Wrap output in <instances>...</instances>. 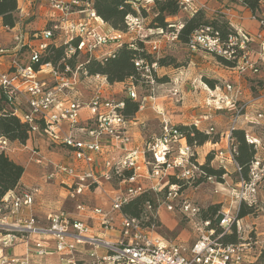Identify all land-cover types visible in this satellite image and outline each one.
<instances>
[{"label": "built area", "instance_id": "1", "mask_svg": "<svg viewBox=\"0 0 264 264\" xmlns=\"http://www.w3.org/2000/svg\"><path fill=\"white\" fill-rule=\"evenodd\" d=\"M129 1L134 7L137 4L144 7L154 4V0ZM195 1L179 0L182 11L199 7ZM235 1L248 7L244 0ZM45 2L50 6V13L44 28L32 29L25 18L35 17L36 14L24 13L22 8H19V19L14 26L2 25L11 34V46L0 44V57L7 56L11 62L7 73L0 71V91L12 113L30 126L32 134L70 153L69 161L55 163L48 172L45 170L44 180L58 182L66 189V197L75 203L78 213L89 214L90 219H97L102 228L114 230L116 235L114 238L103 237L96 233L90 222L62 209L48 213L45 221L35 213L26 215L25 209L34 206L42 188L25 187L11 191L0 203V264L248 262L252 253L251 231L242 224L244 217H238V210L244 204L257 208L258 212L264 211V199L261 198L264 156L259 155L264 150V143L249 131V127L264 118V112L256 109V114L250 113L249 109L253 108L250 105L254 103L242 100V88L231 81L225 83V92L217 95L211 91L213 103L209 101L208 107L214 105L217 110H231L226 129L217 133L219 138L215 142H208L209 146L216 148L211 165L224 169V180H219L204 168L206 159L200 160L198 150L203 145L188 142L186 135L166 118L158 135L147 139L143 146L128 149L127 144L132 141L128 130L136 119L125 113L127 100L124 96L140 101L139 111L144 108L136 86H127L122 97H106L97 91L90 100L84 101L75 91L76 78L83 74L97 79L101 75H90L82 62L77 60L73 66L69 60L73 57L77 59L82 53L93 58L97 49L113 47L101 54L110 55L125 42L126 33L141 32L148 39L145 18L139 14L128 15L125 21L127 30L122 31L105 22L91 2ZM262 9L263 12L252 16L261 27L256 37L237 27L235 32L224 38L214 34L207 26L193 34L188 46L192 51H204L227 61H235L232 68L240 74L261 73L264 71V0L261 1ZM148 31L151 33V28ZM178 31L172 32L168 39H176ZM255 41L259 43L258 50L253 47ZM61 44H66V51L59 64L41 62L51 45ZM136 66L148 83L156 85L153 72L158 66L157 61L138 59ZM44 68L52 73L51 78H38L39 71ZM169 93L177 101L181 99L178 87H173ZM239 100L242 105H238ZM82 109L88 110L84 121ZM199 121L195 117L193 123L200 127ZM61 123H66L67 128ZM241 126L246 131L248 143L258 151L250 163L247 176L237 159L238 144L234 130ZM215 130L212 124L206 128L210 134H214ZM10 144L11 140L0 135V152H9ZM98 159L99 170L95 166ZM34 160L38 165L44 164V159L40 157ZM230 179L232 182H229ZM104 181L119 183L118 190L109 196V210L81 200L93 192L97 193L98 189L103 190L101 183ZM205 182L213 183L215 192H219L218 185L230 187V209L222 207L213 217H202V208L188 194V190ZM145 193L148 195L145 212L139 217L125 214L124 206ZM163 207L194 222L196 237L193 242H170L155 236L154 226L149 221L158 219ZM234 231L240 241H226L225 238ZM33 234L38 238L33 239ZM20 245L24 246V254L11 252ZM99 249H106L107 253L100 255ZM84 251L88 259L79 257Z\"/></svg>", "mask_w": 264, "mask_h": 264}, {"label": "rangeland", "instance_id": "2", "mask_svg": "<svg viewBox=\"0 0 264 264\" xmlns=\"http://www.w3.org/2000/svg\"><path fill=\"white\" fill-rule=\"evenodd\" d=\"M26 1H30V0H22V3ZM209 1L212 0L195 1V4L199 5V8L205 11L206 17L209 21L218 20L221 23H225L229 21L230 24L233 27H235V30L237 27L241 28L236 22L238 20H235L236 16L234 17L233 15L228 16L224 12L225 8L228 7V5L224 4V0H217V2L213 1L208 4ZM218 2L220 4H218ZM136 6L139 7L136 8ZM136 6L135 9L137 10L140 16L143 13V12L141 13V7L143 6H141L140 4H137ZM145 8H146V14L143 13L144 16L143 15L141 16L145 18L144 20V24L146 27L145 32L148 34L147 37L148 39H145L143 33L141 34V32L139 33L137 32L132 34L126 33L125 41L127 42L136 41V40L143 41L147 50L153 54V57H163L165 55H168L167 59L169 62H173L172 64L173 66L162 67L158 64L156 70H154L153 72L156 85H152L148 83L144 77H142L140 81L136 82L135 85L137 89L136 91L142 97L141 102L143 101L144 108L136 113L139 116V120H136V122L140 121V123L133 124L135 122L133 121L132 125L128 130L132 138V141L127 144L128 149H132L136 145L143 146L149 137L158 135L161 131L162 122L165 118L169 119L168 121L170 122L176 121L175 116L177 114L185 113L184 116L187 117L186 118L183 117L184 118L183 120H186L187 118H188L187 120H189L191 116H194V114L199 111L201 114L200 116L197 117L198 119L201 120L199 121V125H202L203 121L212 120L211 124L216 127L215 133L212 134V137L219 138V136L217 135V133H219V129L217 127L219 124H222L225 120L228 119L231 110L230 111L217 110L214 108V105L212 107H208L207 103L211 101L210 95L212 94V92L217 95L221 94L222 92H225L224 87L226 82L231 81L233 83H236L237 86H240L242 88L243 91V94L241 95L242 100H246V101L252 100V103L254 104L253 106L250 105V107H253L249 109L250 113L256 114L257 113L256 109H259L258 112L260 111L264 112V108H262V106L259 107V104L261 103L260 100L264 101V97H263L264 71L256 74L248 73L249 75L240 74L236 70H234L232 66L227 65V63L221 57L206 53L204 51H192L188 45L186 46L182 43L177 42L179 31L176 39L174 40H172L171 38L168 39V37H171V34H173L172 32L176 31L177 29L178 30L181 29V28L179 29L178 26L182 27V24L184 20L188 17V14L189 15L192 14L191 10L187 12L182 11V13L178 17H169L168 21L173 22L175 25H173L174 30H168V29L158 28L153 24L155 13L157 11V10L154 11L153 9L154 8L153 3H149ZM257 12L261 13L263 12V9ZM258 13L252 12L251 15L253 16L254 14H258ZM47 19L48 18H46L45 20L47 21ZM45 20L41 22L40 19H37L36 17L25 18V22L28 21L27 24L39 28H44L47 25V22ZM254 20L257 21L256 19ZM149 28H151V33L148 31ZM7 40L8 39H6L5 41L3 40V42L5 43V45L4 44L3 45L11 46V43L10 45H6L9 43V41L7 43ZM57 43H60V41H57ZM109 46L111 45H108V47ZM110 49H113V47L111 48L109 47L108 51ZM98 50L99 49H97V51ZM97 51L93 53V56L99 54ZM88 57H90L88 54L82 53L79 56H77V60L79 61V63L81 62L83 63ZM4 58L5 60L8 61L7 65L9 66L11 61L9 62V58L7 56ZM176 65H179V69H175L174 66ZM1 72L7 73V68L6 69L4 68L3 70H1ZM100 75L101 78L95 79L94 77L80 74L76 78L75 91L77 89V84L80 85L81 83H84L83 81H87L88 85L84 83L86 88H89L90 84L92 83L93 85H95L97 81L98 82L103 80L107 81L102 74ZM51 77H52V73L46 68L41 69L38 73V78L40 79L51 78ZM207 79L217 80L216 87L214 88L211 87L207 83ZM110 86L113 87V88H109V90L111 89V91H113V93L110 95L111 98L114 97L117 98V97H121V95L122 96L125 95L124 90L125 88H128L127 84L124 83H117L115 85H110ZM173 87H178L181 90V99L179 101L176 100V97H173L174 98L173 99L169 93V91ZM256 98H260V99L257 100ZM167 100H169L170 105L164 106L165 104H163V102L165 101L166 103ZM211 103H213V101H211ZM242 104H243L242 101L239 100L238 105H242ZM152 106L154 107L155 110L152 109ZM167 108H170L169 109L170 112L167 111ZM181 110H184V112H182ZM87 112H88L87 109H82L81 111L82 116L87 115ZM207 113H210L211 116H207L208 115ZM170 114L174 116L175 120H173V117L171 119L169 118ZM210 117L212 118L208 119ZM134 118L136 119V115L134 116ZM204 118L206 120H203ZM61 124L64 128H67L66 123H61ZM249 131L255 137L260 138L264 143V118L259 119L258 122L254 123L253 126L249 127ZM181 142L184 144L185 143L184 139H182ZM38 146H39V150H37L36 148H32V154L34 159L35 157H40L44 159L43 165L37 164L41 169V171L45 172L46 170V172H48L50 169H52L55 163L69 161L70 153L61 146H55L53 144L50 145L49 142L43 143V141H40L38 143ZM207 147H209V144L203 145L198 149L200 160H203L204 158L206 159V157L204 156V152L205 149H208ZM32 162L35 163L34 161ZM229 168L232 169V166H229ZM229 182H232L231 179L229 180ZM50 184L51 185L48 186L49 188V191L47 193L48 197L47 196L46 197L49 200H54V201L61 198L62 200H65L64 207L67 211L75 210V212H77L78 210L75 209V203L71 199L62 198L57 193V191H55L54 186L56 185L60 187V185H58L57 182H50ZM101 186L105 191H107L108 194L112 195L113 193L116 192V190H118L119 183L117 181H111V182L104 181L101 183ZM214 186L215 185L213 183L205 182L199 184L196 188L188 190V194H190V196L202 208L204 214H206L205 212L212 205L220 204L221 208L222 207H224L225 209L231 208L230 198L228 196L230 192V187L223 185V187L225 186L227 190L224 187L225 190L220 191L221 185H218L219 192H215ZM100 195L101 193L99 192L97 193L93 192L89 197H85L81 200L89 201L92 204H95L100 201L101 199ZM261 198H264V190L261 192ZM160 213H161V218H160V214H158L159 217L158 219H151L149 221V224L154 226L155 236H160L170 242L176 241V242L191 243L195 240L196 236L194 232L193 221L183 217L182 215L176 212L167 211L165 207L160 209ZM78 218L85 219L84 215H81ZM93 224L94 226H96V228L100 227L99 226L100 222L98 220L97 223L94 222ZM242 224L245 226L246 230L251 231L249 237L251 239L250 244L252 250L251 257L249 258L248 262L243 264H264V256L262 253V249L264 247V211L263 212L257 211V213L255 214H250L245 216L244 220L242 221ZM32 238L35 239L38 238V236L33 234ZM237 240L240 241V238L237 237ZM85 252L86 251L79 254V257L81 259H88V256L86 255ZM98 252L100 255L107 253L106 249H99Z\"/></svg>", "mask_w": 264, "mask_h": 264}, {"label": "trees", "instance_id": "3", "mask_svg": "<svg viewBox=\"0 0 264 264\" xmlns=\"http://www.w3.org/2000/svg\"><path fill=\"white\" fill-rule=\"evenodd\" d=\"M93 4L100 17L105 22L109 23L113 28L117 30L125 31L126 17L128 15H137L138 12L129 0H83ZM249 9L258 13L261 10L262 0H244ZM155 17L153 24L158 28L174 30L173 22H169V17H178L181 13V6L179 0H154ZM19 2L18 0H0V18L4 25L14 26L19 19ZM146 14V8L141 7V13ZM143 13L141 15H143ZM188 14V13H185ZM144 16V15H143ZM146 16V15H145ZM210 26L214 34H218L222 37H227L228 34L235 32L229 21L221 23L218 20L209 21L206 17V13L199 7H192V14L184 20L181 29L179 30L177 42L184 45H188L193 34L204 27ZM76 44V41H73ZM134 45L135 47H131ZM66 44L58 46L51 45L46 55L41 62L51 61L54 64H59L65 56ZM168 55L163 57H153L143 41L136 40L133 43L123 42L122 45L115 48L110 55H104L100 58L93 57L87 58L82 64L87 70L88 74H102L110 85L117 83H124L127 86L136 85V82L140 81L142 76L141 72L137 69L136 61L138 59H145L148 62L157 61L162 67L173 66V62H169ZM223 59V58H222ZM227 65L234 66L235 61H227L223 59ZM77 59L74 57L69 62L75 66ZM64 64V63H61ZM175 69H179V65L174 66ZM207 83L211 87H216L217 80L207 79ZM127 100V106L125 113L128 116L134 117L140 109V101H135L129 96H124ZM176 126L187 137L188 142H197L199 145H206L208 142H215L218 138H213L212 134L206 131V128L196 126L195 123H177ZM234 134L237 138L238 155L237 159L241 165L243 174L248 175V170L251 161L258 154L257 149L253 144H249L246 140V131L244 128H237L234 130ZM0 135L7 137L11 141L18 140L21 143L26 144L29 140L34 139L35 135L31 133L30 126L22 122L17 116H15L9 108L3 93L0 91ZM151 137L148 138L150 140ZM205 149L204 156L206 162L204 168L213 175H216L219 180H224V169L214 167L211 165V160L215 157L216 148L213 146ZM260 156H264V150L260 152ZM25 172V167L14 161L6 152H0V203H2L8 193L13 190L21 189L17 188L21 178ZM148 198L147 193L139 195L131 199L124 206V213L130 216H141L145 212V200ZM264 199V198H262ZM221 208L220 204L212 205L205 212L202 213V217H213ZM257 208L253 206H247L242 204L238 210V217L242 218L250 214L257 213ZM226 241L237 242V235L234 231L225 238ZM264 256V247L262 249ZM79 264H89V262L81 261Z\"/></svg>", "mask_w": 264, "mask_h": 264}, {"label": "crops", "instance_id": "4", "mask_svg": "<svg viewBox=\"0 0 264 264\" xmlns=\"http://www.w3.org/2000/svg\"><path fill=\"white\" fill-rule=\"evenodd\" d=\"M213 1L217 2V0H212V1H209L208 4L210 2H213ZM18 2H19V8H22L24 13L36 14L35 17L37 19H40L41 22H43L46 19V17L48 16V14L50 13V9L47 6L45 0H30V1H26L24 3H22V0H18ZM218 4H220V3L218 2ZM224 4L228 5V7L225 8L224 12L228 16L229 15H233V17L236 16L235 20H238L236 22L238 23V25L241 27V29L246 34H250V35L255 36L258 33H260L261 27H260L259 23L252 18V15H251L252 11L249 8H246L244 5L237 3L234 0H231V1L230 0H224ZM2 25H3V22H2V19L0 18V44L5 45L3 40L5 41L6 39H8L7 43H8V41H9V43L6 45H10L11 34L6 32L2 28ZM30 27L32 29L39 28V27L32 26V25H30ZM252 44H253V47L256 50H258L259 43L255 41ZM107 51H108V49H106V48H100L97 51L99 54L95 55V56L97 58H99L102 56L101 54H103V52L106 53ZM7 63H8V61L5 60V58L0 57V71L3 70L4 68L5 69L9 68ZM245 75H249V74H245ZM236 79H237V77H236ZM83 82L85 84H87V81H83ZM84 83H81L80 85L77 84V89H76L77 95L84 101L90 100L91 96H93V94L97 91H100L106 97L110 96L113 93V91H111V89L109 90V88H113V87L110 86L109 83L106 82L105 80L99 81V82L97 81L95 83V85H93V83H92V84H90L89 88H86ZM121 97H122V95H121ZM260 101H261V103L259 104V107L262 106V108H264V101H262V100H260ZM163 104H165L164 106H169L170 102H169V100H167V102L165 103V101H164ZM152 109H154L153 106H152ZM169 109L170 108H167L168 112H170ZM181 111L184 112V110H181ZM193 114H194V112H193ZM184 115H185V113L177 114L175 116L176 121H171V123L172 124L192 123V122H194V118L200 116L201 114L199 111V112L195 113L194 116H191V118L189 120H187L188 118L186 120H183L184 119L183 117H185V118L187 117ZM87 117H88V112H87V115L82 116L83 121ZM172 117H173V120H175L174 116L170 114L169 118L171 119ZM136 120H139V116L137 114H136ZM203 120H206V119L204 118ZM211 121L212 120L203 121V123L200 127L203 129L207 128L209 125H211ZM136 123H140V121H138V122L135 121L133 124H136ZM227 124H228V119L225 120L222 124H219L217 128L219 129V131H223L224 129H226ZM40 141H43V143H47V141L39 135H35V138L29 140L26 144L21 143L18 140L11 141V150L9 152H6V153L14 161L22 164L25 167V172H24V174L21 178V181H20L17 188L22 189L25 187H32V186H40L42 188L41 195H39L37 197L36 203L34 204V206L32 208H26L25 214L29 215L31 213H35L40 219H43V221H45L47 214L50 213L51 211L60 210V209L66 210V209L64 207L65 206V200H62L61 198H59L58 200L54 201V200H49L47 198L48 197L47 193L49 191L48 186H50L51 184H50V182H46L44 180V175H43L44 171H41V169L39 168V166L35 162L33 154H32V148H36L37 150H39L38 143ZM99 159L101 160V158H99ZM99 159L95 162V166L98 167L97 168L98 170L100 169L99 168V163H100ZM32 161H34L36 164L33 163ZM42 170H43V168H42ZM54 187H55V191H57V193L62 198H65V199L67 198L66 197L67 192L63 186L58 187L55 185ZM97 192L101 193V195H100L101 199L98 203H95V205L102 206L105 210H109V208H110V204H109L110 194H108L107 191H105L104 189L103 190L98 189ZM68 212H70L71 215L74 217H80L81 215H84L85 219H83V220H87L92 225H94L93 224L94 222L97 223V219H90L89 214H80L78 212H75V210L74 211H68ZM160 218H161V213H160ZM99 226H100L99 228H96V226H94V230L96 231V233L101 234L103 237L114 238V236L116 235V232L114 230H111V231L105 230L104 228L101 227L100 224H99ZM24 251H25L24 246L20 245V246L14 248L13 251H11V252L18 254V255H21L24 253Z\"/></svg>", "mask_w": 264, "mask_h": 264}, {"label": "bare ground", "instance_id": "5", "mask_svg": "<svg viewBox=\"0 0 264 264\" xmlns=\"http://www.w3.org/2000/svg\"><path fill=\"white\" fill-rule=\"evenodd\" d=\"M220 188L223 189V190H225V188L222 185L220 186ZM226 190H227V188H226Z\"/></svg>", "mask_w": 264, "mask_h": 264}]
</instances>
